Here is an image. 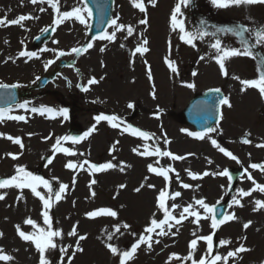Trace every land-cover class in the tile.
Wrapping results in <instances>:
<instances>
[{
    "label": "rangeland",
    "instance_id": "rangeland-1",
    "mask_svg": "<svg viewBox=\"0 0 264 264\" xmlns=\"http://www.w3.org/2000/svg\"><path fill=\"white\" fill-rule=\"evenodd\" d=\"M144 2L148 21L146 25L139 23L140 19L145 18V13L134 8L130 0H115L113 19L118 16L117 22L126 27L132 26L134 33L128 36L125 27L110 42L90 38L92 18H87V13L84 15L89 27L75 19L65 20L56 26L53 24L56 13L46 3L33 5L30 0H0V18L10 21L20 15L39 17L24 21V27L0 26V83L19 84L17 89L20 94L29 96V104L40 108L67 109L68 113L65 119L63 115L41 116L32 112H19L12 115H23L27 122L7 118L0 120V133L18 137L23 144L21 148L6 138H0V178L11 177L16 167L21 166L47 179L54 190H58L61 183L69 186L59 202L53 201L49 211L52 230L62 232L61 237L54 238L57 248L45 253L51 264H61L62 255L64 264H67L79 235L86 237L79 242L83 251L75 253L71 264H119V257L113 256L106 244L111 243L125 250L144 234V229L150 226L152 219H163V210L158 207V196L162 189L168 193L170 189L181 193L179 201L166 200V206L173 215L178 216L183 207L189 204L204 215L195 200L203 199L212 206L229 198L231 182L228 177L217 173L234 167L247 168L256 182L264 185V172L249 168L251 163H264V148L256 147L257 144H264V137L261 138L260 129L255 128H263L261 126L264 125V98L253 88L242 91L240 83V80L256 79L264 72V44H257L254 35L258 29L264 28V4L217 9L211 0H192L188 7L182 6L179 18L184 21L185 28L190 32L203 30L208 33L202 39L195 40L193 47L181 41L178 31L171 28V14L179 0H155V6L148 0ZM59 6L61 11L86 7L83 0H60ZM42 7L45 8L44 12L39 11ZM46 27H54L55 32L36 48L34 40L44 35L42 30ZM245 28L250 29L252 34L244 32ZM113 30L110 26L107 32ZM142 34L144 37L147 34L150 39L151 53L146 59H141L144 62L146 60L147 67H150L152 80L148 79V75L145 76L148 71H145V66L140 71V58L132 55L142 41ZM216 39H220L222 45L230 49L242 50L244 43H247L255 58L238 56L227 59L225 75L216 62V50L211 47ZM88 43L93 45L88 51L80 55L71 52L73 48H82ZM102 48L104 51H101ZM22 50L35 52L39 58L19 57ZM59 52L65 55L57 58ZM166 59L175 63L177 73L171 72L165 63ZM48 61L54 62L45 68ZM137 61V78L121 79L117 75L121 70L129 75L131 71L128 68ZM54 71L57 73L56 78L45 89L30 91ZM193 72L197 74L193 76ZM36 77L40 79L36 80ZM92 78L99 82L88 85L87 81ZM188 83H193L195 88H187ZM82 87L89 90L85 92ZM209 89L224 91L231 107L224 105L223 120L214 128L216 131L209 132L205 139L200 140L187 135V132L196 131L183 124L181 115L195 95ZM129 104L133 107L129 108ZM97 115H115L124 123L113 128L107 121L97 123ZM128 125L154 134V138L144 140L123 131ZM93 126L95 131L77 143L63 139L76 138L71 132L72 127H81L85 133ZM246 133L250 135L245 137ZM165 137L168 143L164 142ZM57 138H61L60 147L68 148L75 154L69 156L55 151ZM244 138L251 143H241ZM213 139L237 156L240 163L213 147ZM157 147L185 159L172 160L166 156L138 154ZM9 153L16 155L17 159H12ZM49 159H52L51 164L48 163ZM85 160L89 163L84 164ZM69 162L77 167L67 168ZM106 163L116 167L98 172L89 168V164L99 166ZM149 165L157 168L170 166L175 171L169 173L170 180L166 182L163 177L149 172ZM189 171L200 178L192 179L188 175ZM204 172L209 174L205 176ZM93 180L96 183L93 184ZM182 183L191 187L185 189ZM252 187V182L245 175L239 191H247ZM137 188H140L139 192L135 191ZM38 191L45 192L42 187ZM239 191L230 197L228 211V214L234 213L236 219L225 221L226 226L222 227L218 235L215 232L214 238L218 236V239L214 240L211 255L223 257L244 245L249 251L229 258L227 264H264V209L254 210L255 201H264V194L254 191L249 197H240ZM0 195L5 196L4 200H0V232L3 233L0 249L13 257L8 264H39V253L35 246L18 236L16 226L19 225L26 233L35 231L31 225L24 223L31 218L38 226L46 228L42 202L30 189L21 191L5 188L0 189ZM18 196L23 198L17 200ZM234 198L240 199L243 207L234 204ZM173 204L180 207L172 209ZM100 208L111 209L117 216L89 218L86 215ZM194 219L188 217L182 224L175 225L168 235L153 233L152 247L141 245L127 264H166L173 253L181 258L187 257L192 239L213 232L210 219H202L199 227L191 222ZM249 221L250 226L244 229L243 225ZM124 224L130 227L124 228ZM73 226H76L78 235L70 237L67 233ZM116 227L120 228L119 232L115 231ZM194 231L196 236L192 234ZM109 234L113 235L111 241L107 240ZM156 240L160 243H155ZM220 240H229L231 243L221 246ZM64 247H68L67 254L60 251ZM206 252V243L198 240L193 259L198 261ZM170 264H192V261L173 259ZM218 264H223V261Z\"/></svg>",
    "mask_w": 264,
    "mask_h": 264
},
{
    "label": "snow or ice",
    "instance_id": "snow-or-ice-1",
    "mask_svg": "<svg viewBox=\"0 0 264 264\" xmlns=\"http://www.w3.org/2000/svg\"><path fill=\"white\" fill-rule=\"evenodd\" d=\"M152 4V6H155V0H148ZM30 3L33 5L36 4H47L51 9L56 13V18L53 20V24L56 26H59L61 23H63L65 20L69 19H75L78 20L82 25H85L86 27H89L86 22V16L84 13H87V18H90L92 13L90 10L87 9V7L81 8V7H74L72 8L71 11H61L60 10V0H30ZM130 3L132 6L136 9L139 10L140 13H145V18L140 19L139 23L142 25H146L148 23L147 18H146V5L144 0H130ZM192 3V0H179L177 5L175 6L172 14H171V28L173 31H178L179 33V39L183 41L185 44H189L193 47H195L194 41L197 39H202L208 33L203 30H198L197 32H190L185 28L184 21L180 19L179 17L182 15L181 8L183 7H188ZM211 4L216 7L217 9H227L232 6L236 7H242V6H251V5H256V4H264V0H211ZM39 11L44 12L45 8H40ZM39 17H33L31 15H20L18 18L12 19L8 21L6 18H0V26H12V25H18L20 27H24L23 22L30 20V19H38ZM119 20V17L117 16L114 19H111L108 21L109 25L114 29L111 33L104 32L102 35L98 37V39L101 40H108V41H114L116 37V33L120 31L125 30V25L122 23H118L117 21ZM48 28H44L42 30L43 33L48 32ZM54 30V29H53ZM127 35L132 36L134 33V28L132 26H127L126 27ZM244 32H248L249 34L251 33V30L248 28L243 29ZM255 40L257 44H264V28H260L255 32ZM7 43V41H5ZM23 43V41H21ZM148 44L147 39H142L140 44L135 48V51L132 53V55H135L136 53H139L143 55L146 53L149 49L146 47ZM123 47V45H121ZM93 47L92 43H88L82 48H73L71 50L72 53H75L76 55H80L81 52H86L89 49ZM213 49L216 50V62L219 64L221 72L227 75V72L225 71V61L231 57H238V56H248V57H254V54L251 50V47L247 44L244 43V47L242 50H238L235 48H226L222 45L220 39H216L215 43L211 45ZM43 51H48V49H44ZM101 51H104L102 48ZM19 57H27L28 59L32 58H39L35 52H30L26 50H22L19 52ZM65 55L64 52H59L57 55V58L59 56ZM11 59V57L9 58ZM201 60L204 59L203 56L200 57ZM7 62V61H5ZM15 62V61H13ZM54 61H48L45 64V68L48 67L49 64L53 63ZM146 63V62H145ZM165 63L168 65L169 69L173 73L178 72V68L175 65V63L171 60L166 59ZM197 73L193 72L192 75L195 76ZM234 79H239V77H233ZM40 77H36V80H39ZM148 79L152 80V74H151V69L150 67L148 68ZM99 81H97L95 78L89 79L87 81L88 85H93L97 84ZM35 83V81H33ZM242 87V91L248 89V88H253L258 90L259 94L261 95L262 98H264V72H261L256 79H251V80H240ZM20 87L19 84H4L0 83V89H15ZM77 87H81L80 85H77ZM186 87L189 89H194L195 85L193 83H188L186 84ZM82 90L87 92L89 89L87 87H82ZM214 92H219L220 89H214ZM153 98H155V93L153 92ZM218 103L220 105H227L228 107H231V104L228 100L227 97H220L218 99ZM20 108L28 110L26 104H20ZM129 108L133 107V105L129 104ZM8 110H0V120H3L5 118V114ZM31 112L36 113L39 112L41 115H44L45 113H54L55 110L50 108V107H41V108H36L33 107L30 109ZM59 113L64 116L65 119H67V109H60ZM9 120H15V121H26L25 116L23 115H7L6 117ZM95 120L97 123L100 121H107L111 125V127L116 128L119 127L121 124H123V121H120L119 118L115 115H97L95 117ZM119 121V122H118ZM92 131H95V126H93L92 129H90L88 132L84 133L83 137L79 138H70V137H64V140L71 139L73 143H77L79 140L87 138L89 135H91ZM123 131L130 132V134L140 137L144 140H149L154 138V134H150L148 132L142 131L140 129L134 128L131 125H128L123 128ZM186 131V130H185ZM216 129L214 128H208L206 131L203 132H187V135L194 137L196 139L203 140L207 136L209 132H214ZM31 135V134H30ZM248 133L245 134V137H247ZM0 138H6L7 140L11 141L12 143L19 145L21 148H23V144L20 138H14L11 135H6L4 133H0ZM165 143H168L167 138L165 137L164 140ZM213 147L218 149L221 153H223L226 157L236 161L237 163H240L239 159L237 156H235L231 151L226 150L224 147H221L216 140L211 141ZM241 143L243 144H250L251 141L247 138H244L241 140ZM61 145V138L56 139V145H55V151L58 152H63L65 155H74L72 151H70L68 148H62L60 147ZM256 147L258 148H264V144H257ZM142 155H148V156H160V157H170L172 160H183L185 157L183 156H178L174 155L173 153L169 151H162L159 147L153 149L152 151H148L145 149L144 153H138ZM9 156H11L12 159H17V156L14 154L9 153ZM48 163H52V159L48 160ZM84 164H88L89 162L85 160L83 162ZM159 163V161H157ZM66 167L69 169H75L77 167L76 164L69 162L66 164ZM79 167H83V165H79ZM116 167V165L112 163H106V164H101V165H96V164H89V168L93 171H104L107 169H112ZM249 168L253 170H259L261 172H264V163H251L249 165ZM123 170V167L121 168ZM148 171L155 173L158 176L163 177V179L167 182L170 180L169 173L174 172L175 170L172 167H167V168H157L153 167L152 165L148 166ZM244 173L249 181L252 182L253 187L247 191L241 189L239 191V196L240 197H249L252 195V192L254 191H259L260 193L264 194V185H261L256 182V180L253 178L252 174L248 171L247 168L244 169ZM209 173L204 172L203 175H208ZM218 175L226 176L231 179L229 176V173L227 170H224L220 173H217ZM188 175L192 179H197L200 178L198 174H194L191 171L188 172ZM179 174L177 173V177ZM73 183H75V180H73ZM92 183H96L95 180L92 181ZM181 186L185 189H188L191 187V185L187 183H182ZM43 188L45 190L44 193H41V191H38V188ZM121 187H124L121 185ZM143 187V185H141ZM148 187H155L154 185H148ZM5 188H16L19 190L23 189H30L32 194H34L36 197L39 198V200L42 202L44 211L42 213L44 224L47 226L46 228L40 227L34 222L31 218H28L24 221L25 224L31 225V227L35 230L31 233H26L25 231L21 230L20 226H16V231L18 236L25 242H31L36 250L39 253V264H51V262L46 258L45 253L49 249H56L57 244L54 242L55 237H61L62 232L58 230H52V223H51V218L49 216V211L52 207L53 201L59 202L63 196L62 194L65 193L69 186L67 184L61 183L59 185L58 190H54L50 182L43 178L42 176L34 175L32 172L26 170L24 167L17 166L15 169V174L12 175L9 178H0V189H5ZM135 191L139 192L140 188L135 189ZM95 193H93V196ZM181 193L179 191L175 192L173 195L170 196L167 190L162 189L159 192L158 196V207L163 210V219H152L150 221V226L146 227L144 229V234L140 235L138 239L136 240L135 243L131 245V248L129 250H120L117 247L113 246L111 243L106 244V247L108 248L109 252L113 256H118L119 257V264H127L129 260H131L134 257V254L137 252V250L140 248L141 245H147L148 248L152 247L153 243V233H155L158 236H165L171 233L172 228L175 225H180L182 222L188 217H194L195 219L191 221L192 223L196 224L198 227L200 226V221L202 219L204 220H211V229L213 230L212 234L208 235H203V236H198L196 239H192L189 244V254L185 258H181L177 254L173 253L169 257V261L166 262V264H170V261L175 259V260H181V259H187L191 260L192 264H218V262L223 261V264H227V261L229 258H233L237 256L239 253H243L245 251H249L244 245H240L239 247L235 248L234 251H229L226 256H221L219 254L212 256L213 252V246H214V235H215V230L218 228L219 225H222L225 223V221H232L235 220V214H226L222 218L217 219V214H216V208L214 205L210 206L209 204L205 203L203 199H197L195 200V204L199 205L201 209H203L204 215L201 214L200 211H197L193 205L189 204L187 207H183L182 211L179 213L178 216H175L172 214V212L169 210V208L166 206V200L167 199H174L176 197H179ZM22 196H18L17 200L22 199ZM5 196L0 195V200H4ZM234 204L243 207V205L240 202V199H235L233 201ZM255 209L254 210H260L264 209V201H261L257 199L255 201ZM172 209L179 208L180 205L173 204L171 205ZM89 218H96L97 216H109V217H116L117 213L111 209L108 208H100L95 211L88 212L86 214ZM174 222V223H173ZM251 222H247L243 225L244 229H247L250 226ZM130 225L124 224V228H129ZM159 230V231H157ZM116 232L120 231L119 227H116L115 229ZM176 231L178 232L179 229L177 228ZM175 235V233H172ZM193 236H196V232L194 231ZM68 236L73 237L77 236V230L76 226H73L71 231L67 233ZM135 235V234H133ZM0 237H3V233L0 232ZM86 239L85 236L79 235L78 240L76 241L75 248L72 252V255L68 256L67 264H71L72 258L74 257L76 252H82L83 249L80 247V241ZM113 239V235L109 234L107 236V240L111 241ZM198 240H202L206 243L207 245V252L204 257H201L198 261L193 259V253L197 249L198 245ZM155 243H160L159 240H156ZM231 241L229 240H220L219 244L221 246H226L229 245ZM68 247H71L69 245ZM68 247L61 248L60 251L62 254H67L68 253ZM13 257L8 254H4V250L0 249V262H4V264H8V262L12 261ZM61 264H64L63 262V255L61 256Z\"/></svg>",
    "mask_w": 264,
    "mask_h": 264
},
{
    "label": "water",
    "instance_id": "water-1",
    "mask_svg": "<svg viewBox=\"0 0 264 264\" xmlns=\"http://www.w3.org/2000/svg\"><path fill=\"white\" fill-rule=\"evenodd\" d=\"M217 106V97L214 94H208L205 99L190 106L187 111L189 121L198 126H202L205 121H212L215 117Z\"/></svg>",
    "mask_w": 264,
    "mask_h": 264
},
{
    "label": "bare ground",
    "instance_id": "bare-ground-1",
    "mask_svg": "<svg viewBox=\"0 0 264 264\" xmlns=\"http://www.w3.org/2000/svg\"><path fill=\"white\" fill-rule=\"evenodd\" d=\"M240 264H243V263L240 262Z\"/></svg>",
    "mask_w": 264,
    "mask_h": 264
}]
</instances>
